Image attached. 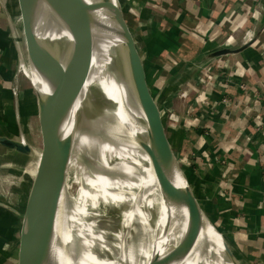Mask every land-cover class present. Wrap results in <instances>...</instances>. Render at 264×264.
<instances>
[{"label":"crops","instance_id":"0c3cea01","mask_svg":"<svg viewBox=\"0 0 264 264\" xmlns=\"http://www.w3.org/2000/svg\"><path fill=\"white\" fill-rule=\"evenodd\" d=\"M120 2L133 20L131 30L149 73L166 87L179 119L171 123L172 134L196 197L244 264H264V0ZM194 30L204 42L191 36ZM224 31L227 38L221 36ZM246 34L256 38L250 48L210 59L222 48L242 47L251 40ZM5 35L0 29V113L14 105L9 88L19 77L8 71ZM163 53L173 54L176 63L161 81L157 59ZM215 64L218 70L207 81L205 73ZM240 85L246 89L239 90ZM225 97L233 102L230 108L219 105ZM196 98L206 100L208 108L196 105Z\"/></svg>","mask_w":264,"mask_h":264},{"label":"water","instance_id":"95a60500","mask_svg":"<svg viewBox=\"0 0 264 264\" xmlns=\"http://www.w3.org/2000/svg\"><path fill=\"white\" fill-rule=\"evenodd\" d=\"M34 1L37 9L45 6L58 14L68 38L50 46L43 44L36 35L35 24L26 19L20 0L19 23L10 15L7 0H3L2 11L10 24L15 41L22 93L17 117L19 138L15 140L0 135V148L17 153L21 157L20 174L23 179H32L30 184L24 180L22 212L0 202V208L15 215L19 221L9 264H62L64 255L69 252L70 247H66L62 227L64 228L66 217L65 200L75 199L81 187L77 182L80 187L73 196L69 195L68 180L70 171L74 169L71 164L76 139L81 128L86 127L88 122L91 125L100 124L105 107L104 96L98 89L92 88L88 100L81 109L78 108L93 64L94 36L98 34L119 42L116 50L118 70L127 83L141 87L136 92L138 98L146 99L141 108L145 113H152L156 122L158 136L152 138L161 144L164 168L174 182L173 196L186 224L187 254L194 250L209 223L219 233L227 256L236 264H244L221 231L213 225L196 197L172 134V110L165 95L166 87L160 88L149 73L146 58L138 48L120 0ZM255 41L254 37L240 48H222L211 54L210 59L244 52ZM43 59L48 61L41 73L47 84L46 92L34 89L26 74L28 62L34 64ZM151 92L156 98H152ZM32 93L37 98L39 113H47L44 120L38 123L40 134L38 143L34 145L29 142L24 132L28 117V97ZM16 100L19 101L17 95ZM52 147L56 149V171L46 181L41 167ZM30 160H34V164L27 163ZM33 166L38 169L34 177L30 173ZM45 182H48L46 186Z\"/></svg>","mask_w":264,"mask_h":264},{"label":"bare ground","instance_id":"6f19581e","mask_svg":"<svg viewBox=\"0 0 264 264\" xmlns=\"http://www.w3.org/2000/svg\"><path fill=\"white\" fill-rule=\"evenodd\" d=\"M20 4L26 19L35 24L36 35L43 44L50 46L68 38L56 12L45 6L37 9L34 0H20ZM118 45V41L106 36H94L93 64L78 108L88 100L92 88L104 96L105 107L100 124L88 122L76 139L84 147L80 152L87 161L91 153L93 169L84 188L82 171L72 161L71 166L81 175L77 181L81 187L75 199L66 198L64 203L66 217L62 235L66 247L70 248L62 264H220L221 254L208 245H204L206 258L203 257L200 239L192 252H186V224L173 196L174 182L164 168L161 144L152 138L158 136L156 122L152 113H145L141 108L146 101L145 97H137L136 92L141 87L127 83L118 70ZM47 62L43 59L36 63H42L38 74H31L26 67L31 85L41 92L47 90L41 77ZM39 115L40 121L44 120V112ZM98 141L106 143V146L101 144L102 150L98 149L101 166L105 169L101 177L94 152ZM5 151V156L17 157V153ZM101 153L108 155L109 165ZM6 159L16 165L12 169L19 174L22 172L17 159ZM30 170L32 177L38 172L36 166ZM55 171L56 149L52 147L41 172L47 181ZM101 205H104L103 210ZM109 213H112L110 217L106 215ZM214 229L208 223L203 233L213 245L225 251ZM116 242L120 243L115 245ZM225 255L228 264H236L226 251Z\"/></svg>","mask_w":264,"mask_h":264},{"label":"rangeland","instance_id":"374dc122","mask_svg":"<svg viewBox=\"0 0 264 264\" xmlns=\"http://www.w3.org/2000/svg\"><path fill=\"white\" fill-rule=\"evenodd\" d=\"M7 2H8L7 7H8V11H9L10 15L12 16V18H16V22H18V17L20 15L19 9H18V7H19L18 3L16 2V0H7ZM2 4H3V0H0V29H1V32L6 34L5 35L6 38H4V41L6 44L5 45L6 49H4V54L6 57L5 58L6 61L11 63V67L8 69V71L11 72L13 74V76H16V75H18L19 64H18L16 47H15V41H14L13 33L11 31V28H10V24L7 22L5 15L2 11V6H1ZM127 17L128 16L126 15V19H127ZM2 44H4V43H2ZM142 47L143 46L140 45V49H143ZM28 61H29V58H28ZM40 61H38V62H40ZM36 63L37 62H35L34 64H32V63L30 64V62H28L27 68L31 74H38V69L40 68V65L42 63H39L37 65H36ZM42 67H45V66L42 65ZM16 79L18 82L16 81L15 87L9 88L12 92V95L14 96V102L15 103H14V105H12L11 108H9V106H7V105L4 108H1L2 112L0 113L1 117L3 118V120L2 119L0 120V135L2 134V135L10 137L12 139H15V140H17L19 138V130L20 129H19V126L17 123V117H18V113H20V104H21L20 93H22V90H21L22 87L19 86V80H18L19 77L16 76ZM151 93H152L153 97H155V94L153 92H151ZM16 95L19 97L18 102L16 100ZM184 97H185V95L182 94V96L180 98H184ZM178 102L179 101H175L174 102L175 105L178 104ZM26 111L28 113V117L26 120V126L24 127V132H25L26 137L28 138L29 142L34 145V144L38 143V136L40 134L39 133V124H38L40 122V115L38 112L37 99L33 93L30 94V96L28 97V105H27ZM44 115L46 117L47 113L44 112ZM173 116H176V115L174 113H172V117H171V123L172 124H173V122H172ZM4 126H5V128L3 130ZM178 138H180V136ZM180 141H182V138L180 139ZM175 142L177 143V139H175ZM101 144L106 146V143H104V142L100 143L98 141L99 146L94 148L96 158H98V160H99V167L100 168H99L98 176H100V177L102 176V173L104 174V172H105V169L102 168L103 166H101L102 162H101L100 153H99L100 150H98V149L102 148ZM83 148L84 147H82L81 145H79L78 142H76L72 161L82 171L83 177L85 179V182H84V188H85L87 185V182H88V176L89 175L92 176L91 170L93 169V166H92V160L90 158L91 153H89V161H87V158L81 154L80 151ZM5 152L6 151L4 149L0 148V171H1V173H0V202H5L7 205L16 208L19 212L20 211L22 212V210L24 208V195H25L24 180H26L28 182V184H30L32 179H31V177H27L26 179L25 178L23 179L21 174L17 173V171L15 169L11 168V167L14 168L16 166L12 162H8V161H12V160L6 159V158L17 159V163H20L21 157L18 155H17V157H13V156L7 157V156H5ZM106 153H104V154L101 153V155H102V158L105 159V163L107 164L108 155ZM179 153H180V151H179ZM180 158H183L182 152L180 153ZM27 163L34 164V160H30V162L28 161ZM8 165H11V166H8ZM107 165H109V164H107ZM186 169L187 168L184 167L185 172L188 173V171ZM79 178H80V174H78V172L75 169H72L70 171L69 180H68L69 195L70 196H73L76 193L77 189L80 187L76 183ZM190 182H191V180H190ZM98 192H99V190H98ZM99 194L102 198V201L104 202L103 195H101L100 192H99ZM100 209L103 210L104 205H101ZM96 213L100 214V211H97ZM111 214L112 213H109L106 215H109V217H110ZM14 216L15 215H13L12 213H10L8 211H6L4 213L0 212V264H3V261H5V259H6L5 263L9 264V257H10V254L12 253V250H13V247L15 244V239L17 237L18 228H17V220L15 219ZM105 220L107 221L108 218H106ZM213 225L216 226V228L220 230V228H218L219 227L218 225H215L214 223H213ZM215 232H216V230H215ZM225 235L227 236L228 234H225ZM200 240H201L200 247H201L202 255L204 258H206V252L204 250V245H208L209 247H212L217 253L221 254L222 262L220 264H228L226 261L225 251L222 249V247L218 248L217 246L213 245V242H211L209 240V238H207L205 236L204 233L201 234ZM119 243L120 242H116L115 245H118ZM6 252L8 253L7 255H6ZM3 258H5V259H3Z\"/></svg>","mask_w":264,"mask_h":264},{"label":"trees","instance_id":"16d2710c","mask_svg":"<svg viewBox=\"0 0 264 264\" xmlns=\"http://www.w3.org/2000/svg\"><path fill=\"white\" fill-rule=\"evenodd\" d=\"M127 22H128V25L130 26V28H133V20L132 19H130L129 17H127ZM230 27H232V25L230 26ZM232 29V28H231ZM232 31H233V29H232ZM191 36L192 37H195V36H197V31L196 30H194V31H192V33H191ZM221 36H222V38H227L228 36H229V31H224L223 33H221ZM198 37V41H205L204 40V37L203 36H197ZM190 43H194V41H190ZM191 45H193V44H191ZM157 63L159 64V66L162 68L161 70V73H160V75H161V77H160V80L162 81L163 79H165L166 77H167V75H168V71L172 68V66L176 63V58L174 57V55L173 54H171V53H163L158 59H157ZM217 70H218V65L217 64H215V65H213V66H211L207 71H206V73H205V79L207 80V81H210V82H212L211 80H212V74L213 73H215V72H217ZM200 96H202V97H204V95H200ZM178 117L177 116H173V120H172V122H173V125H175L177 122H178ZM187 174V173H186ZM189 175V174H188ZM188 177V176H187ZM188 179H189V177H188ZM191 179H189V181H190ZM191 183V182H190Z\"/></svg>","mask_w":264,"mask_h":264},{"label":"built area","instance_id":"2783aa9c","mask_svg":"<svg viewBox=\"0 0 264 264\" xmlns=\"http://www.w3.org/2000/svg\"><path fill=\"white\" fill-rule=\"evenodd\" d=\"M246 37H247V39H251V35H247L246 34ZM203 81V80H202ZM204 82V81H203ZM226 84V83H225ZM226 85H228V84H226ZM239 90H241V91H244L245 89H246V87L244 86V85H240L239 86ZM196 105L198 104V105H200V108L201 109H204V110H206L207 108H208V104H207V101L206 100H204V99H200V98H196ZM223 105V106H225V107H231V106H233V102H232V100L231 99H229V98H223L222 100H221V103H219V105Z\"/></svg>","mask_w":264,"mask_h":264}]
</instances>
